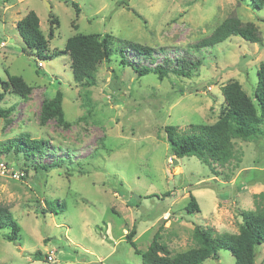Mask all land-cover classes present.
<instances>
[{
  "label": "rangeland",
  "instance_id": "obj_1",
  "mask_svg": "<svg viewBox=\"0 0 264 264\" xmlns=\"http://www.w3.org/2000/svg\"><path fill=\"white\" fill-rule=\"evenodd\" d=\"M31 10L40 17L51 53L38 62L17 29ZM231 15L254 22L261 41L231 36L215 46L192 48ZM76 33L112 36L111 60L99 64L95 85L75 82L71 55L58 52ZM125 41L155 49L154 60L129 50L141 64L154 67L166 56L180 55L201 63L188 77L139 76L120 64ZM262 62L264 6L254 7L251 0H0V91L8 74L23 76L33 87L28 98L8 92L0 102L11 111L0 116V163L6 165L0 169V203L19 226L13 241L7 238L10 228L0 227V264H143L126 238L134 226L136 248L143 252L156 233L178 253L197 245L196 225L239 232L240 210L264 208V138L234 139L235 158L213 173L196 156L173 155L165 126L187 132L192 123L215 122L226 104L222 87L231 80L254 99ZM58 90L68 128L56 120L41 123L43 101ZM22 134L46 140L45 154L27 159L8 149ZM61 157L69 161L49 171L40 168ZM18 170L26 177L13 175ZM191 195L199 211L186 209ZM54 199L65 203L62 212L47 207ZM38 250L49 262L34 256ZM201 264L236 260L221 249L218 259ZM255 264H264V242Z\"/></svg>",
  "mask_w": 264,
  "mask_h": 264
},
{
  "label": "trees",
  "instance_id": "obj_2",
  "mask_svg": "<svg viewBox=\"0 0 264 264\" xmlns=\"http://www.w3.org/2000/svg\"><path fill=\"white\" fill-rule=\"evenodd\" d=\"M254 7L262 8L264 0H251ZM77 13L79 4L74 2ZM53 16V15H52ZM58 22L53 19V23ZM17 29L27 45V53L38 59H49V40L40 26V17L36 11L31 10L17 23ZM50 38L54 36V27L50 29ZM231 36H240L250 42H260L261 36L254 22H243L238 16L231 15L216 26L211 34L196 43L192 48L201 50L204 47L215 46ZM112 36L107 34L102 37L98 33H76L71 35L65 44V51L71 55V68L74 80L84 86L97 83L96 72L103 61H110L114 51ZM134 56L154 60L155 49L138 42L125 41L121 46L120 64L130 66L139 76L155 73L164 79L171 72L184 77L191 75L201 63V60L180 55L178 57L166 56L162 64L154 67L151 64H141L131 59L128 52ZM54 52V54H59ZM258 82L254 92V99L245 91L238 80H231L222 87L225 105L219 118L213 123H192L189 131L182 132L178 126L169 124L165 126V133L170 144L171 153L178 158L196 156L206 163L213 173H219L217 166H224L236 156L234 139L258 140L264 138V62L257 70ZM0 102L6 93H14L23 98H28L33 87L21 75L8 74L7 80H1ZM64 94L58 90L56 94L42 103L40 119L42 124L51 120L65 128L71 126L66 119L63 106ZM11 111L0 108V116L7 118ZM44 139H33L27 134H22L10 141L8 149L23 154L27 159L45 154ZM69 161L66 157L58 158L50 164L40 163V168L46 171ZM23 177H26L24 175ZM47 207L51 212L60 213L65 209V203L59 199L47 200ZM186 209L190 212L199 211L197 198L191 195ZM242 223L239 232H219L213 227L203 228L196 225L194 238L197 245L185 251L173 253L167 243L159 238V233L143 252L136 248V235L134 226L127 233V241L134 247L136 254L141 255L143 264H201L209 258L218 259L221 249H228L235 257L236 264H255L257 248L264 242V208L240 210ZM8 226L10 232L7 238L16 240L19 226L11 209L0 203V227ZM34 256L44 262H49L48 255L40 250ZM52 264V263H51Z\"/></svg>",
  "mask_w": 264,
  "mask_h": 264
},
{
  "label": "built area",
  "instance_id": "obj_3",
  "mask_svg": "<svg viewBox=\"0 0 264 264\" xmlns=\"http://www.w3.org/2000/svg\"><path fill=\"white\" fill-rule=\"evenodd\" d=\"M0 169H2L3 171L6 170V165L4 163H0ZM24 172L23 171H13V175H15L16 177H23L24 176Z\"/></svg>",
  "mask_w": 264,
  "mask_h": 264
},
{
  "label": "water",
  "instance_id": "obj_4",
  "mask_svg": "<svg viewBox=\"0 0 264 264\" xmlns=\"http://www.w3.org/2000/svg\"><path fill=\"white\" fill-rule=\"evenodd\" d=\"M48 5H49V7H52L51 4H50L49 2H48ZM177 162H178V159H175V160H174V163H177Z\"/></svg>",
  "mask_w": 264,
  "mask_h": 264
}]
</instances>
